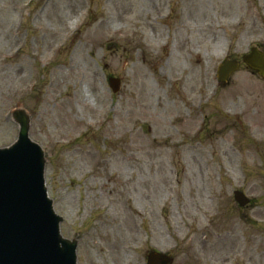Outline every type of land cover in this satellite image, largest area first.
Masks as SVG:
<instances>
[{
    "label": "rangeland",
    "instance_id": "374dc122",
    "mask_svg": "<svg viewBox=\"0 0 264 264\" xmlns=\"http://www.w3.org/2000/svg\"><path fill=\"white\" fill-rule=\"evenodd\" d=\"M253 46L264 0H0V147L28 109L78 264H264V79L216 77Z\"/></svg>",
    "mask_w": 264,
    "mask_h": 264
},
{
    "label": "water",
    "instance_id": "95a60500",
    "mask_svg": "<svg viewBox=\"0 0 264 264\" xmlns=\"http://www.w3.org/2000/svg\"><path fill=\"white\" fill-rule=\"evenodd\" d=\"M243 60L264 78V52L253 47ZM240 68V63L226 58L218 70V79L226 83ZM117 92L121 79L108 76ZM31 114L24 107L13 112L19 125L17 140L0 148V264H78L77 239L62 236L59 216L45 186L46 156L30 137ZM241 206L250 198L235 191ZM165 253L152 252L148 264H170Z\"/></svg>",
    "mask_w": 264,
    "mask_h": 264
},
{
    "label": "flooded vegetation",
    "instance_id": "af4514ba",
    "mask_svg": "<svg viewBox=\"0 0 264 264\" xmlns=\"http://www.w3.org/2000/svg\"><path fill=\"white\" fill-rule=\"evenodd\" d=\"M175 250H176V248H175ZM174 253H175V252H171V254H173V257L175 258L176 254H175V256H174Z\"/></svg>",
    "mask_w": 264,
    "mask_h": 264
}]
</instances>
